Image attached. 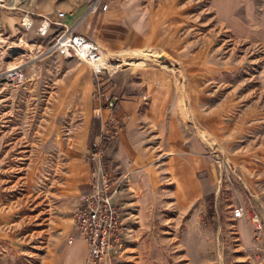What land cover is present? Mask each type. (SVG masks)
I'll list each match as a JSON object with an SVG mask.
<instances>
[{
  "label": "rangeland",
  "instance_id": "1",
  "mask_svg": "<svg viewBox=\"0 0 264 264\" xmlns=\"http://www.w3.org/2000/svg\"><path fill=\"white\" fill-rule=\"evenodd\" d=\"M92 1L0 0V71L28 61L24 81L0 75V197L17 205L20 218L11 236L0 241V264H264V0H179L191 6L194 17L185 29L191 42L180 52H198L199 68L210 71L198 80L200 87H208L214 105L229 102L224 116L215 108L228 131L224 127L223 139L210 138L206 151L220 171L215 191L190 209L160 205L127 213L122 243L105 259H94L87 243L75 247L58 233L52 218L61 209L58 190L68 156L48 146L45 131L59 78L82 59L40 53L59 27L40 36L36 26L21 24V15L29 10L39 20ZM132 1L148 10L167 0ZM114 53L123 58L121 69L141 59L150 62L132 50ZM152 55L179 71L178 61ZM74 124L62 122L65 136ZM237 204L245 209L241 217L232 215Z\"/></svg>",
  "mask_w": 264,
  "mask_h": 264
},
{
  "label": "crops",
  "instance_id": "2",
  "mask_svg": "<svg viewBox=\"0 0 264 264\" xmlns=\"http://www.w3.org/2000/svg\"><path fill=\"white\" fill-rule=\"evenodd\" d=\"M102 1H107L106 8L78 5L67 10L64 19L70 23L83 15L78 30L99 41L108 53L153 48L166 60L178 61L179 71L156 63L158 57L150 52L146 56L150 62L128 63L112 75H96L81 60L59 78L45 136L51 149L68 156V168L58 190L61 209L52 219L58 233L78 248L86 241L78 231L69 237L74 223L71 208L91 178L90 141L113 110L119 126L106 150L113 175L122 180L113 198L123 217L160 205L190 209L215 191L220 171L206 151L210 138L223 139L224 127L228 131V125L219 124L215 108L220 107L224 116L229 102L214 105L208 87H200L198 80L210 71L199 68L198 52H180L191 42L185 31L194 18L191 6L167 0L144 10L132 0ZM99 90L117 96L114 109L98 105ZM67 119L75 126L65 136L61 125ZM18 214L15 203L0 197V241L11 236Z\"/></svg>",
  "mask_w": 264,
  "mask_h": 264
},
{
  "label": "built area",
  "instance_id": "3",
  "mask_svg": "<svg viewBox=\"0 0 264 264\" xmlns=\"http://www.w3.org/2000/svg\"><path fill=\"white\" fill-rule=\"evenodd\" d=\"M101 5L106 8L107 1L93 0L89 8ZM67 11L59 9L52 14H43L38 21L29 10L21 15V24L25 28L36 26L40 36L49 34L54 25L59 27L54 36L48 41L40 53H61L65 56H75L87 61L96 75L101 73L114 74L121 69L123 58L116 53H108L99 41L88 34L77 30V24L83 15L73 22L64 19ZM27 60L18 61L0 71V75L17 83L26 78ZM98 105L114 109L116 98L105 94L104 91L97 92ZM119 119L116 113L109 115L100 131L92 138L87 151V158L92 163L91 178L88 187L82 190L72 215L76 230L82 235L87 243L90 255L94 259H105L110 251L122 243L124 220L121 207L114 200V192L121 185L122 180L117 179L109 165L107 155V144L117 132ZM245 213L244 206L237 204L232 209L234 217H241ZM257 227L262 226V220L258 212L253 213Z\"/></svg>",
  "mask_w": 264,
  "mask_h": 264
},
{
  "label": "bare ground",
  "instance_id": "4",
  "mask_svg": "<svg viewBox=\"0 0 264 264\" xmlns=\"http://www.w3.org/2000/svg\"><path fill=\"white\" fill-rule=\"evenodd\" d=\"M13 1L16 2V0H13ZM150 52H154V53H155L156 50L153 49V48H147V49H142V50L139 51V49H138V51H137L136 53H139V54H141V55H145V56H147V55L150 54ZM139 62H140V63L144 62V59H141ZM137 63H138V62H137Z\"/></svg>",
  "mask_w": 264,
  "mask_h": 264
}]
</instances>
